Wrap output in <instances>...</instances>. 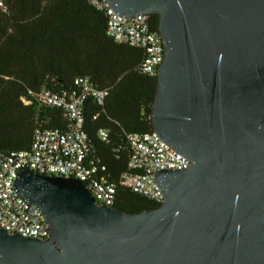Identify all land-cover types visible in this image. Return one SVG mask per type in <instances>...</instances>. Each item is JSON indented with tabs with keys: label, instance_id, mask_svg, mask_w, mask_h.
Segmentation results:
<instances>
[{
	"label": "water",
	"instance_id": "1",
	"mask_svg": "<svg viewBox=\"0 0 264 264\" xmlns=\"http://www.w3.org/2000/svg\"><path fill=\"white\" fill-rule=\"evenodd\" d=\"M157 15L154 131L191 161L156 174L165 201L130 214L76 179L22 171L50 237L0 228V264H264V0H108Z\"/></svg>",
	"mask_w": 264,
	"mask_h": 264
},
{
	"label": "trees",
	"instance_id": "2",
	"mask_svg": "<svg viewBox=\"0 0 264 264\" xmlns=\"http://www.w3.org/2000/svg\"><path fill=\"white\" fill-rule=\"evenodd\" d=\"M0 153L30 150L38 129L66 130V114L40 104L43 89L74 87L88 77L108 97L84 105L85 131L95 157L118 181L127 171V135L154 131L151 121L157 77L140 72L144 51L107 36L105 14L88 0H0ZM159 32V17L149 16ZM109 134L107 142L99 131ZM159 206L119 188L114 208L139 214Z\"/></svg>",
	"mask_w": 264,
	"mask_h": 264
},
{
	"label": "built area",
	"instance_id": "3",
	"mask_svg": "<svg viewBox=\"0 0 264 264\" xmlns=\"http://www.w3.org/2000/svg\"><path fill=\"white\" fill-rule=\"evenodd\" d=\"M107 19V36L118 45L144 51L139 70L157 77L165 59L163 39L153 31L147 15L124 17L116 13L108 0H88ZM0 7L4 4L0 1ZM108 90L100 89L88 77H79L74 87L55 91L43 89L38 95L41 105L62 110L68 119L66 130L38 129L30 150L0 153V228L8 234L35 239H48L50 229L41 211L20 198L15 183L22 171L41 176L63 177L80 181L99 205L114 207L119 188L161 206L165 197L156 183L158 172L185 171L191 161L174 151L155 131L131 132L127 135L130 157L127 171L114 181L101 160L95 157L90 138L85 131L84 105L90 98L102 106ZM107 142L109 134L99 131Z\"/></svg>",
	"mask_w": 264,
	"mask_h": 264
}]
</instances>
